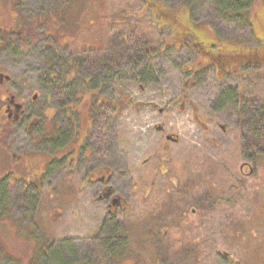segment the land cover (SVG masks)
Returning <instances> with one entry per match:
<instances>
[{
    "label": "rangeland",
    "instance_id": "374dc122",
    "mask_svg": "<svg viewBox=\"0 0 264 264\" xmlns=\"http://www.w3.org/2000/svg\"><path fill=\"white\" fill-rule=\"evenodd\" d=\"M147 1L157 3L158 0ZM46 2L49 3L46 10L42 11L44 17H48L46 11L51 10L52 17L58 18V34L53 31L55 28L50 31L52 38L58 40L61 46L58 48V56L46 50L45 44L48 41L41 34L49 27L43 23L45 20L40 22L38 19L35 31L37 35L33 36L36 44L28 47L31 51L29 56L16 63L10 60L11 55L6 52L1 54L5 66L10 63L17 64L18 69L11 73L12 76H21L32 85H36L38 79L45 75V71L59 72V65H64L67 60L78 63L80 56L75 49L83 39L80 30L90 23L95 22L93 26L96 29L108 25V33L114 35L115 27L111 25L114 22L108 24L110 18L102 17L101 14H110L117 10L116 15L121 14L133 21L151 23V14L145 11V0H123L120 5L113 4V7L101 9L96 1L89 0H23L20 9L29 23L41 14V8ZM190 2L191 20L196 24L200 23V28L208 22L218 38L259 49V43L251 37L249 27L241 25L242 18L224 16V11L216 10L218 5L214 0ZM165 4L175 10L184 8L180 0L167 1ZM263 7L264 0H252L249 17L254 26L264 22ZM242 8L243 0H240L235 4V9ZM66 17L69 24L74 22L71 23V30L69 25L67 30L62 31V23H68ZM120 18L118 21H121ZM149 27L157 38L166 39L171 36L169 28L160 32L156 26ZM63 32L66 35H63ZM67 39V44H64ZM26 45L27 42L22 47ZM158 48L157 46L154 50ZM95 53L91 51L87 55ZM152 53L151 58H144L140 64L131 59L114 70L104 71L99 67L90 72L83 70L84 73H99L98 80L103 83L101 94L116 102L126 96L128 101L121 103L117 112L106 111L94 120V132L90 133L85 142L91 152L80 150L76 159L78 168L74 174L70 172L67 177H62L64 171L59 172L50 177L44 186L41 185L43 190L55 195L54 199H58L60 192L69 194L65 203L53 201L48 207L64 210L60 218L54 217L51 221L50 229L54 237L69 238L68 248L55 253L57 264H73L78 260H86L92 252L98 256L103 255V249L99 245L92 248L97 243V238H93L92 234L103 221L105 222L109 203L99 198L101 184L83 183V178L93 169L89 164L94 161V156L101 165L109 166L108 170L113 174L110 181L113 191L123 196L127 210L136 215L142 212L145 206L141 197L145 196L146 190H150L149 186L166 188L171 192L172 181L178 182L179 171L182 170L178 168L176 160L217 162L234 144V130L237 124L235 115L232 107L222 105L219 98L222 93L241 86L244 80L238 74H227L218 78L214 71H211L208 75L198 77L194 84L186 83L185 86L189 76L185 75L182 69L193 64L199 53L190 46L169 48L163 54L156 51ZM47 56L49 64L45 61ZM260 73L262 88L264 70ZM35 90L39 89H32V92ZM47 123L50 128H54L53 124H59L56 120ZM102 128L105 130L103 133ZM84 156H89L90 161H84ZM182 166L184 167V163ZM196 168L199 167L195 166L186 171L189 181H192L191 175ZM215 170L219 171L218 168ZM238 170L246 173L243 180L247 193L243 198L238 194L224 193L223 185H218V190L211 196L216 200L213 208L203 213L197 206H191L188 212L178 219L179 227L184 225L190 227L193 232L198 231L199 243L203 242L205 246V264H236V261L246 258L249 264L264 262V168L240 159ZM65 178H70L76 189L70 190ZM44 202L46 198L41 201ZM167 205L168 203L165 205L166 209ZM200 207L204 209L202 205ZM237 212L246 217L247 223L237 224V235L230 237L226 229L234 223ZM125 214L118 213V218L124 220ZM142 218V221L147 222V228L154 229L157 233L148 234L146 224L141 222L138 236L132 232V243H127L125 247L128 255L125 254L124 258L122 256L121 264H189L198 251L202 250V245L188 246V237L174 228H171V231L170 228L161 231L163 226L160 225V212L154 217L143 213ZM158 228L161 231L159 235ZM1 230L4 234L5 256L8 257L5 264H44L34 263L32 244L27 240L18 242L12 224L2 226ZM141 231L143 237L140 235ZM139 238H143L142 250ZM171 239L178 241L174 247L170 246ZM210 247H213L212 251Z\"/></svg>",
    "mask_w": 264,
    "mask_h": 264
},
{
    "label": "trees",
    "instance_id": "16d2710c",
    "mask_svg": "<svg viewBox=\"0 0 264 264\" xmlns=\"http://www.w3.org/2000/svg\"><path fill=\"white\" fill-rule=\"evenodd\" d=\"M89 1H96L99 9L123 3V0ZM167 1L175 0H158L157 3L145 0V11L151 14V23L133 21L121 14L116 15L117 10L110 14H99L107 19L110 18L109 22L107 21L108 24L114 22L111 25L115 27V32L111 36L108 33V25L100 29L94 28L95 22L83 28L81 41L84 51L96 52L94 55L86 53L84 63L87 66L99 67L104 71L114 70L131 59L141 63L144 58L153 56L152 51L163 54L169 48L190 46L199 55L193 64L182 69L184 74L189 76V80L184 83L185 86L186 83L194 84L198 77L208 75L211 71H214L218 78L227 74H238L244 80L241 86L222 93L219 98L222 105L232 107L235 115L237 124L234 130V144L217 162L199 163L196 160H176L178 168L182 170L179 171L178 182L172 181L171 192L166 188L149 186L150 190H146L145 196L141 197L145 202L142 212L136 215L129 212L124 220L117 218L111 223L106 222L92 234V237L97 238V243L92 248H97L99 245L103 249V255L98 256L92 252L86 260H79L73 264H121L122 256L124 258L125 254L128 255L125 247L127 243H132V232L136 233L134 234L136 237L138 236L141 222L146 224L148 234L157 233L156 230L151 229V231L147 228V222L142 221L144 219L142 214L154 217L159 212L160 225L163 226L160 228L161 231L166 228H170L171 231V228H174L175 231H180L188 237V246L202 245V250L198 251L189 264H205L203 251L205 246L203 242L199 243L198 231L193 232L190 227L184 225L179 227L178 219H181L191 206H197L203 213L213 208L216 200L211 196L218 190V185H223L224 193L238 194L243 198L247 193V188L243 180L244 175L238 170V160L243 159L264 168V87H260L262 84L260 81L262 73L260 72L264 70V22L253 25L249 17L252 0H243V8L240 10L235 9V4L240 0H214V2L218 5L216 8L218 12H225L224 16L242 18L241 25L249 27L251 37L259 43V49H252L245 44L218 38L208 22L202 24L200 28V23L196 24L191 20L190 0H180L184 7L181 10L168 7L165 4ZM262 13L264 16V7ZM118 18L121 21H118ZM149 26H156L160 32L169 28L171 36L166 39L157 38ZM157 46L159 48L154 50ZM120 101L126 102L128 98L122 96ZM120 101L116 104L117 110H120ZM201 124L203 125V122ZM103 131H105L104 128L101 129L102 133ZM72 137L75 138L74 135ZM195 166L199 168L194 170V174L191 175L192 181H189L186 171ZM212 166L218 168L219 171ZM67 181L70 190L76 189L70 178ZM200 205L204 207L203 210ZM235 217L234 223L232 222L226 229L230 237L237 235V224L246 225L247 223L246 217L240 212H237ZM160 230L158 228V235ZM140 233L143 237V231ZM139 241L142 250L144 249L143 238H139ZM177 242L171 239L170 246L174 247ZM205 250L207 252V248ZM210 250L212 251L213 247ZM148 261L147 259L146 262ZM236 264H249V261L246 258L236 261Z\"/></svg>",
    "mask_w": 264,
    "mask_h": 264
},
{
    "label": "flooded vegetation",
    "instance_id": "af4514ba",
    "mask_svg": "<svg viewBox=\"0 0 264 264\" xmlns=\"http://www.w3.org/2000/svg\"><path fill=\"white\" fill-rule=\"evenodd\" d=\"M22 1L0 0V264H5L8 258L1 227L10 224L18 242L27 240L32 244L34 263L57 264L55 253L68 248L69 238L54 237L51 221L54 217L60 218L64 210L48 207L53 201L65 203L69 194L60 192L58 199H54L55 195L43 190L42 186L59 172L64 171L62 177L75 173L80 150L90 151L85 142L94 132V120L106 111L117 112V102L101 94L103 83L98 80L99 73H87L96 68L85 66L84 55L89 51H84L82 41L75 49L81 57L77 65L67 60L64 65H59V72L45 71L36 85L21 76H12L11 73L18 69L17 64L5 66L1 54L6 52L16 63L29 56L28 47L36 44L33 37L37 35L36 19L45 20L43 23L49 27L41 34L48 41L46 50L58 56L61 47L50 32L59 24L58 18L52 17L51 10L46 11L48 17L42 13L49 2L44 3L41 14L29 23L20 9ZM71 23H62L61 30H67L69 25L71 30ZM55 29L53 31L58 34ZM26 42L27 45L22 47ZM67 42L68 39L64 44ZM45 61L49 64L48 56ZM84 69L87 72L84 73ZM35 88L39 90L32 92ZM54 120L59 124L48 127L47 122ZM93 158L89 164L93 169L83 178V183L101 184L99 198L109 203L105 222L95 233L106 222L115 221L118 213H126V216L131 211L125 207L123 196L116 194L110 185L113 174L108 170L109 166L101 165L97 157ZM85 160L89 162V156H84ZM242 173L245 176L246 173ZM43 198L46 202L41 203Z\"/></svg>",
    "mask_w": 264,
    "mask_h": 264
},
{
    "label": "bare ground",
    "instance_id": "6f19581e",
    "mask_svg": "<svg viewBox=\"0 0 264 264\" xmlns=\"http://www.w3.org/2000/svg\"><path fill=\"white\" fill-rule=\"evenodd\" d=\"M143 131H144V130H143ZM147 137H148V135H147ZM142 138H143V137H142ZM133 145H134V144H133ZM128 149H129V148H128ZM128 149H127V150H128ZM130 150H131V149H130ZM140 150H141V149H140ZM118 152H119V151H118ZM136 152H137V151H136ZM127 154H128V153H127ZM134 156H135V155H134ZM122 158H123V157H122ZM131 158H132V157H131ZM137 158H138V157H137Z\"/></svg>",
    "mask_w": 264,
    "mask_h": 264
}]
</instances>
